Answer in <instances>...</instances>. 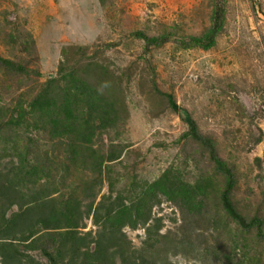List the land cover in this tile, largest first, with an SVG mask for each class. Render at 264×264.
Here are the masks:
<instances>
[{
	"label": "rangeland",
	"instance_id": "obj_1",
	"mask_svg": "<svg viewBox=\"0 0 264 264\" xmlns=\"http://www.w3.org/2000/svg\"><path fill=\"white\" fill-rule=\"evenodd\" d=\"M212 11V0H0V55L29 69L26 75L0 66V108L21 101L26 109L24 97L36 95L62 65L81 62V75L118 112L115 130L101 137L97 132L94 149L107 153L110 143L128 146L121 164L103 175L102 194L108 192L109 180L118 178L117 189L131 190L144 180H157L171 166L191 184L207 177L212 187L200 231L215 241L213 248L219 247L221 255H231L242 244L250 249L244 253L254 256L261 251L252 233L241 230L222 210L218 190L224 182L205 150L176 142L188 128L163 94L171 95L200 132L215 140L219 156L234 169L233 201L239 211L247 219L264 216V0H226L224 30L209 51L170 43L146 56L143 42L132 36L165 29L204 33ZM113 43L117 47L106 46ZM146 60L162 95L153 89ZM59 146L49 154L63 156V144ZM75 176L86 189L100 186L89 164ZM154 214L164 218L162 233H179L186 225L185 213L174 203L164 201ZM90 229L88 222L86 231ZM127 234L139 247L144 230ZM31 254L46 264L40 252ZM174 261L192 264L182 257Z\"/></svg>",
	"mask_w": 264,
	"mask_h": 264
},
{
	"label": "trees",
	"instance_id": "obj_2",
	"mask_svg": "<svg viewBox=\"0 0 264 264\" xmlns=\"http://www.w3.org/2000/svg\"><path fill=\"white\" fill-rule=\"evenodd\" d=\"M212 2L211 24L204 33L186 35L165 29L155 35L136 31L132 36L143 42L146 56L170 43L209 51L217 45L226 20V0ZM146 62L153 89L162 95L156 72ZM80 64L62 65L58 76L43 83L36 95L23 98L28 102L26 109L21 101L15 107L0 108V264H44L33 252H40L46 264H178L174 261L178 257L192 264H264V216L247 219L239 211L233 201L234 169L219 156L215 140L202 134L191 116L184 119L169 94L163 95L188 128L176 142L194 143L205 150L224 182L218 190L222 210L241 230L252 233L261 252L251 256L250 249L236 244L231 255H221L219 247L213 248L215 241H208L207 232L200 231V221L205 223L204 202L212 187L207 177L191 184L171 166L157 180H144L131 190L117 189L118 178L109 180L108 192L102 194L103 175L114 164H121L128 146L110 143L107 153L94 149L96 138L115 130L118 112L81 75ZM0 66L29 73L1 55ZM59 144H63L64 155L51 156L50 150ZM10 158L9 164H3ZM84 164L98 177V189H86L75 176ZM164 201L174 203L186 215V225L179 233H162L164 218L156 216L154 209ZM88 222L93 229L86 231ZM211 225L219 226L216 222ZM139 229L144 230V237L136 247L127 230ZM241 251L242 256L232 261Z\"/></svg>",
	"mask_w": 264,
	"mask_h": 264
},
{
	"label": "water",
	"instance_id": "obj_3",
	"mask_svg": "<svg viewBox=\"0 0 264 264\" xmlns=\"http://www.w3.org/2000/svg\"><path fill=\"white\" fill-rule=\"evenodd\" d=\"M181 115L184 117V119H186V118H187V114H186V112H184V111H181Z\"/></svg>",
	"mask_w": 264,
	"mask_h": 264
}]
</instances>
